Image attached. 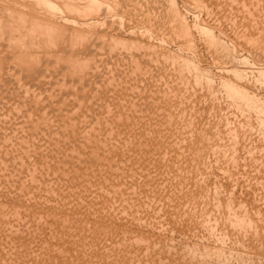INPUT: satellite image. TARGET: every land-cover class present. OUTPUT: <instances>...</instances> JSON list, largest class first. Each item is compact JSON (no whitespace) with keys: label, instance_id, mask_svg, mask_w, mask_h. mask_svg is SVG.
Listing matches in <instances>:
<instances>
[{"label":"rangeland","instance_id":"obj_1","mask_svg":"<svg viewBox=\"0 0 264 264\" xmlns=\"http://www.w3.org/2000/svg\"><path fill=\"white\" fill-rule=\"evenodd\" d=\"M70 1L0 0V264H264V0Z\"/></svg>","mask_w":264,"mask_h":264},{"label":"bare ground","instance_id":"obj_2","mask_svg":"<svg viewBox=\"0 0 264 264\" xmlns=\"http://www.w3.org/2000/svg\"><path fill=\"white\" fill-rule=\"evenodd\" d=\"M69 1H70V0H69ZM72 1H73V0H72ZM75 1H76V0L73 1V2H74L73 5H75ZM93 1H94V0H93ZM63 2H64V0H63ZM77 2H78V1H77ZM77 2H76V3H77ZM47 3H48V2H47ZM55 3H56V2H55ZM68 3H71V1L68 2ZM79 3H80V1L78 2V4H79ZM84 3H85V2H84ZM91 3H92V2H91ZM94 3H95V2H94ZM48 4H49V3H48ZM61 4H63V3H61ZM80 4H81V3H80ZM89 4H90V3H89ZM53 5H54V4H53ZM55 5H56V4H55ZM58 5H59V4H58ZM76 5H77V4H76ZM83 5H84V4H83ZM83 5H82V6H83ZM8 6H9V5H8ZM56 6H57V5H56ZM90 6H91V5H90ZM94 6H95V4H94ZM71 7H72V6H71ZM73 7H74V6H73ZM75 7H76V6H75ZM10 8H11V7H10ZM57 8H58V7H57ZM83 8H84V7H83ZM67 9H68V8H67ZM80 9H81V8H80ZM90 9H93V8L90 7ZM84 10H85V9H84ZM86 10H87V9H86ZM88 10H89V9H88ZM6 11H7V10H6ZM91 11H92V10H91ZM64 18H65V17H64ZM76 19H77V18H76ZM38 20H39V19H38ZM68 20H69V19H68ZM13 21H14V20H13ZM18 21H19V20H18ZM43 22H44V21H43ZM36 23H37V22H36ZM36 23H35V24H36ZM46 24H47V23H46ZM46 24H45V25H46ZM57 24H58V23H57ZM48 25H49V24H48ZM14 26H15V25H14ZM30 26H31V25H30ZM46 26H47V25H46ZM51 26H52V24H51ZM19 27H20V26H19ZM32 27H33V26H32ZM39 27H40V26H39ZM41 27H42V26H41ZM53 27H55L54 24H53ZM16 28L18 29V27H16ZM34 28H35V26H34ZM50 28H51V27H50ZM58 28H59V27H58ZM14 29H15V28H14ZM35 29H36V28H35ZM35 29H34V30H35ZM48 29H49V27H48ZM54 29H55V28H54ZM26 30H27V29H26ZM42 30H43V29H42ZM28 31H29V30H28ZM42 32H43V31H42ZM28 34H29V33H28ZM30 34H31V33H30ZM23 37H24V36H23ZM214 41H215V40H214ZM216 41H217V39H216ZM18 42H19V40H18ZM13 44H14V43H13ZM221 46H222V45H221ZM20 47H21V46H20ZM223 47H224V46H223Z\"/></svg>","mask_w":264,"mask_h":264}]
</instances>
